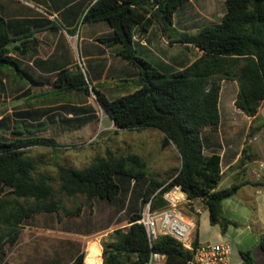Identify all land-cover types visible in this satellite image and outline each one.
<instances>
[{
    "label": "trees",
    "instance_id": "1",
    "mask_svg": "<svg viewBox=\"0 0 264 264\" xmlns=\"http://www.w3.org/2000/svg\"><path fill=\"white\" fill-rule=\"evenodd\" d=\"M184 1L91 0L84 8L83 21L101 19L111 27V31L97 39L106 44H119V53L139 68L138 78L133 80L136 88L132 91L108 97L105 91L87 80L78 65L60 67L53 80L59 92L82 89L89 93L92 88L95 99L118 127L160 129L163 132L160 145L173 143L180 164L165 179L158 180L148 173L147 162L138 152L115 154L107 148L104 156H94L84 167L59 164L58 190L68 196L83 193L89 199L100 197L112 201L122 190L115 178L119 174L120 179L128 183L133 178V189L137 185L141 188V202L149 201L151 207H156L167 203L163 193L177 185L188 198H202L210 222L218 223L225 232L232 220L222 213L221 203L241 183L218 186L220 156L203 152L201 130L207 124L216 127L219 122L218 93L222 78L237 79L235 104L248 115H256L264 98V0H225L226 8L220 21L207 23L194 32L172 34L173 12ZM40 20L7 18L0 14V92L6 87V66L26 77L30 84L36 83L35 75L19 54L25 55L26 43L36 42L33 29ZM154 21L160 23L170 41L192 43L202 53L179 69H159L138 54L133 44L134 32H145ZM27 92L26 87L23 93ZM43 111L46 109L40 106L25 108L17 114L23 120ZM255 119L256 116L254 122ZM254 122L250 124L249 136L264 125L263 121ZM12 124H16L15 119L9 121L8 115L0 116V132L10 130L15 134L12 138L0 137V251L5 243L16 241L20 223L34 212L62 209L65 213H75L80 209V204L74 209L67 208L47 176L34 174L35 161L25 154L24 147L56 146L55 139L17 135V131L11 130ZM140 216L141 210L131 211L127 226H117L101 237V264H149L153 253L165 256L163 264H190L191 249L169 234H158L150 241L144 224L137 220ZM196 242L197 231L193 240ZM258 248L264 254V232L258 236ZM239 252L241 264H258L251 249H239ZM82 257L83 254L78 253L72 263L81 264Z\"/></svg>",
    "mask_w": 264,
    "mask_h": 264
},
{
    "label": "crops",
    "instance_id": "2",
    "mask_svg": "<svg viewBox=\"0 0 264 264\" xmlns=\"http://www.w3.org/2000/svg\"><path fill=\"white\" fill-rule=\"evenodd\" d=\"M90 1L0 0V14L4 17L41 19L39 25L33 29L36 42L26 43L25 55L19 54L28 66L36 70V83L44 82L47 75H51L49 79L53 83L60 67L76 68L79 66L78 61L87 80L103 91L108 85L118 87L124 83L134 84L133 80L138 78L139 68L119 53V44H106L97 39V36L111 31L105 20L83 21L77 29L69 30L76 27L77 18L83 14ZM74 4L77 5L72 7ZM225 8V0H186L173 12L174 30L171 33L194 32L207 23L220 21ZM62 34L67 43L72 40L78 53L69 50L68 46V50L62 49L63 46L58 42ZM170 40L172 39L164 35L158 21H154L145 32L136 31L133 34L136 52L159 69H179L202 53V50L192 43ZM42 43L47 44V50ZM237 90L236 78L227 77L220 80L219 122L216 127L207 124L201 130L203 152L218 153L220 156L221 179L218 186L241 183L238 189L221 203L222 213L232 220V223L222 232L218 223L210 222L209 211L204 204L200 206V211L196 212L195 206L200 202V197L187 198L188 201L182 204L186 218L196 224L197 240L230 243L229 260L232 264H241L239 249L252 250L254 245L258 246V236L264 232V125L248 135L254 116L255 124L264 122V98L256 115H248L235 104ZM110 124L113 122L109 117L107 125ZM161 133L163 135L162 131ZM242 155L243 159L240 160ZM147 167L148 173L155 179L163 180L166 178L165 170L169 166L163 162L162 167L156 165L151 169L148 164ZM257 180L259 184L252 183ZM176 189L178 194L179 191L185 194L179 186ZM101 202V209L96 207L93 213L102 209L106 211V205ZM59 212L60 210L34 212L25 218L20 223L18 237L13 246L8 243L3 245L0 264H71L82 250L88 252L92 241H96L100 247L101 264L100 239L106 233L103 231L106 227L94 226L90 220L83 225L76 224L75 218L72 217L74 213L64 212L60 216ZM112 213L111 215H114ZM126 220L121 226L129 224L128 219ZM258 252L262 253L260 249ZM156 254L161 255V258L155 264H163L165 256Z\"/></svg>",
    "mask_w": 264,
    "mask_h": 264
},
{
    "label": "rangeland",
    "instance_id": "3",
    "mask_svg": "<svg viewBox=\"0 0 264 264\" xmlns=\"http://www.w3.org/2000/svg\"><path fill=\"white\" fill-rule=\"evenodd\" d=\"M82 23V15H80L77 18L74 29L80 27ZM58 42L59 45L63 46L62 49L68 50V46L69 50L75 54L78 53L72 44V40L67 43L63 34ZM42 46H44L45 50L48 49L46 43H42ZM58 47L61 48V46ZM78 64L81 67L79 61ZM27 68L33 75L37 74L33 67L28 66ZM4 71L6 87L0 92V116L6 114L9 116V121L15 119L16 124H12L14 127L11 128L10 126V128L17 131V135L51 136L58 143L56 146L29 145L24 147V150L25 154L31 156L35 161L34 174L36 176H47L57 190L56 194L61 196L65 206L74 209L80 204L79 211L72 216L75 218L76 224L80 223V225H83L90 220L94 226H105L106 228L103 231L107 234L113 228L126 223L131 211L141 210L145 205V203L141 202V188L137 185L133 189L131 179L130 183H128L126 180L122 181L120 175L116 174L115 178L120 182L122 190L112 201L100 197L89 199L83 193L68 196L58 190L57 166L59 164L63 163L81 168L88 165L94 156H104L106 149L110 148L115 154L127 151L140 153L151 169L155 168L156 165L162 167L163 162L167 163L169 167L165 170L166 177L179 165V154L173 143L164 147L160 145L162 136L160 129L153 126L129 129L118 127L114 124L107 125L109 116L95 99L92 88H90L89 93L82 89L59 92L49 79L51 75L45 76L42 83L30 84L26 77L15 74L11 67L6 66ZM25 87L29 88V92L23 93ZM135 88V84L124 83L118 85V87L108 85L104 87V90L108 97H114L130 92ZM40 106L46 111L35 112L32 116H28L23 120L17 114L25 108ZM69 111H73V113L71 114ZM14 135L10 130L0 132L1 138H12ZM139 183L143 185V181ZM101 201H103V205H106V211L102 209V211L96 212L97 214L93 213L94 208L101 209ZM114 210L116 212H113ZM64 212L61 209L59 212L60 216ZM112 212L114 215H111ZM115 216L117 217L114 219L113 217ZM194 229L193 235L195 236L197 231L196 224ZM13 244L8 243L11 247ZM96 244V241H92L89 248H93ZM258 250V246L254 245L252 251L256 255L258 264H264V254L261 252L257 253ZM81 253L83 254L81 264H85L86 252L82 250ZM160 258L161 255L153 254L149 264H155ZM99 261L101 262V256ZM33 264L36 263L34 262Z\"/></svg>",
    "mask_w": 264,
    "mask_h": 264
},
{
    "label": "built area",
    "instance_id": "4",
    "mask_svg": "<svg viewBox=\"0 0 264 264\" xmlns=\"http://www.w3.org/2000/svg\"><path fill=\"white\" fill-rule=\"evenodd\" d=\"M176 187L177 185L163 193L167 202L164 206L152 208L150 202L146 201L142 207L141 216L137 220L144 224L149 240H153L158 234L175 237L186 248L191 249V257L188 259L190 264H232L229 260L230 243L211 240H197L193 243L195 223L187 219L182 210V204L188 201V197L181 191L178 194ZM202 204L203 200L200 198L195 206L196 212L200 211Z\"/></svg>",
    "mask_w": 264,
    "mask_h": 264
},
{
    "label": "bare ground",
    "instance_id": "5",
    "mask_svg": "<svg viewBox=\"0 0 264 264\" xmlns=\"http://www.w3.org/2000/svg\"><path fill=\"white\" fill-rule=\"evenodd\" d=\"M100 257V247L96 244L93 248H89L86 253V262L85 264H99ZM88 259V260H87Z\"/></svg>",
    "mask_w": 264,
    "mask_h": 264
}]
</instances>
